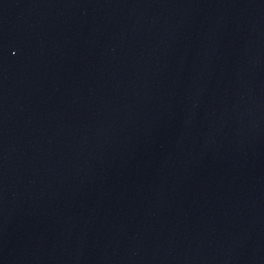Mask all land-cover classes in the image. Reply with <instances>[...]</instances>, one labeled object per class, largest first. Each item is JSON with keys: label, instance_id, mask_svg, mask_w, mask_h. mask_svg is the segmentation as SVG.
I'll use <instances>...</instances> for the list:
<instances>
[{"label": "water", "instance_id": "1", "mask_svg": "<svg viewBox=\"0 0 264 264\" xmlns=\"http://www.w3.org/2000/svg\"><path fill=\"white\" fill-rule=\"evenodd\" d=\"M0 264H264V0H0Z\"/></svg>", "mask_w": 264, "mask_h": 264}]
</instances>
